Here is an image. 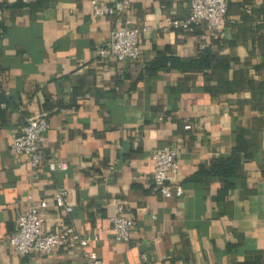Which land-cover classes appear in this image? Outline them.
<instances>
[{
	"label": "crops",
	"instance_id": "crops-1",
	"mask_svg": "<svg viewBox=\"0 0 264 264\" xmlns=\"http://www.w3.org/2000/svg\"><path fill=\"white\" fill-rule=\"evenodd\" d=\"M90 2L0 0V264H84L75 245L29 256L4 245L40 201L48 232L98 234L88 250L105 264H264V0H230L205 52L200 29L164 24L187 18L191 0H133L146 31L142 57L124 61L99 58L119 25ZM31 117L48 119L44 151L66 170L11 150ZM167 146L179 151L173 186L183 190L171 198L152 179L153 153ZM60 191L71 213L54 207ZM120 203L133 227L116 243Z\"/></svg>",
	"mask_w": 264,
	"mask_h": 264
},
{
	"label": "built area",
	"instance_id": "built-area-1",
	"mask_svg": "<svg viewBox=\"0 0 264 264\" xmlns=\"http://www.w3.org/2000/svg\"><path fill=\"white\" fill-rule=\"evenodd\" d=\"M230 0H191L190 15L183 19L166 17L164 24L167 30L193 32L200 29L199 45L205 49L215 41L221 39L224 22L227 16ZM91 12L95 17H114L119 25L111 37L98 49L99 58L103 60L140 59L142 57L141 37L146 28L137 26L129 13L133 0H116L106 3L91 0ZM188 129L191 126L187 127ZM49 129L48 119L45 117L27 118L12 137L11 150L16 154L28 158L33 168L45 164L53 172L58 169L66 170L68 165L56 163L48 158L44 151L46 132ZM179 151L167 146L158 148L153 153L154 173L153 183L165 197L180 196L183 193L180 185L173 186V181L179 170ZM65 192L60 191L55 197L54 207L66 213L73 211V206L64 199ZM49 203L40 201L32 203L18 218V229L9 238L3 240L18 256H29L35 253L49 255L55 249L65 246H79L83 250L84 264H105L96 251L88 248L99 242L98 234L83 235L73 225H61L54 231L45 228L44 213ZM113 230V241L116 243L129 242L132 236L133 221L126 214L123 204L116 205V212L110 218Z\"/></svg>",
	"mask_w": 264,
	"mask_h": 264
},
{
	"label": "trees",
	"instance_id": "trees-1",
	"mask_svg": "<svg viewBox=\"0 0 264 264\" xmlns=\"http://www.w3.org/2000/svg\"><path fill=\"white\" fill-rule=\"evenodd\" d=\"M219 41H220V39L217 40V41H215L212 45L208 46V47L205 48V49H201V48H200V50H201L202 52H205L206 50L213 48V45L218 44ZM246 148H247V147L244 145V142L242 141V139L239 138V139H238V146H237L236 150L234 151V154H233V158H232V159H233L234 161L239 162L240 153H241L242 151L246 150ZM222 163H223V162H222Z\"/></svg>",
	"mask_w": 264,
	"mask_h": 264
}]
</instances>
